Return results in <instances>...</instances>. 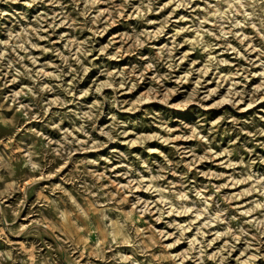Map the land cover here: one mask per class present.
<instances>
[{
  "label": "rangeland",
  "instance_id": "1",
  "mask_svg": "<svg viewBox=\"0 0 264 264\" xmlns=\"http://www.w3.org/2000/svg\"><path fill=\"white\" fill-rule=\"evenodd\" d=\"M0 13V264H264V0Z\"/></svg>",
  "mask_w": 264,
  "mask_h": 264
},
{
  "label": "clouds",
  "instance_id": "2",
  "mask_svg": "<svg viewBox=\"0 0 264 264\" xmlns=\"http://www.w3.org/2000/svg\"><path fill=\"white\" fill-rule=\"evenodd\" d=\"M0 14H2V13H0ZM67 196H68V199L70 201H72L73 203L76 202V197L71 192L67 193ZM10 258H11V254L10 253L0 254V259L7 260V259H10ZM25 264H44V261L42 259H36V258L30 256L28 258V260L25 261Z\"/></svg>",
  "mask_w": 264,
  "mask_h": 264
}]
</instances>
